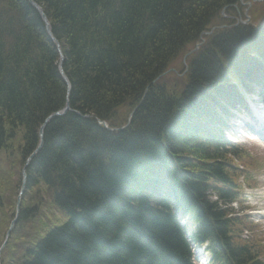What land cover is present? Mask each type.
Wrapping results in <instances>:
<instances>
[{"label":"trees","instance_id":"obj_1","mask_svg":"<svg viewBox=\"0 0 264 264\" xmlns=\"http://www.w3.org/2000/svg\"><path fill=\"white\" fill-rule=\"evenodd\" d=\"M31 1L58 47L27 0H0L1 241L16 168L38 146L46 117L66 103L69 111L45 125L24 168L1 264H188L174 208L193 217L195 241L214 243L224 264H261L260 246L254 235L241 238L247 222L230 206L250 161L207 131L208 102L227 80L263 81L264 19L258 28L214 29L190 53L202 32L229 22L221 14L239 0ZM187 54L180 92L154 82L171 67L183 71L176 61ZM134 108L125 130L96 122L120 128ZM163 187L172 202L158 198Z\"/></svg>","mask_w":264,"mask_h":264},{"label":"rangeland","instance_id":"obj_2","mask_svg":"<svg viewBox=\"0 0 264 264\" xmlns=\"http://www.w3.org/2000/svg\"><path fill=\"white\" fill-rule=\"evenodd\" d=\"M264 0H239L238 4L234 5V9L233 11H227L224 12L223 15H225L227 17L226 21H229L227 23H225L222 26H225L226 28L232 27L234 25L244 23L246 25H251L252 27L258 28L260 26V24L263 22L264 19V6H261L263 4ZM249 4V6L247 5ZM228 12L230 15H228ZM220 27V26H217ZM218 29V28H216ZM202 41H204V39H202ZM203 43V42H202ZM202 44H200L198 46V49H200ZM194 53V52H193ZM183 60H177L176 64H181V66H187V62L186 60L184 61V63L182 64ZM179 62V63H178ZM183 66V71H182V67L181 69H174V72H169L167 74L164 75L163 78H160L158 82H163L165 83V85L168 86V88L174 89L176 92H180L181 89L183 88L184 85V81L182 80V77L186 74V68ZM165 80V82H164ZM135 112V111H134ZM132 118V114H128L127 117L125 118L126 122L123 126H121V128L123 130L126 129V127L129 125L130 121ZM238 144L245 146L247 149L251 150L253 152V154L259 156L257 159L260 161H255L253 163H249V164H245V168L249 171H254L256 169H258L259 167H261L262 165H264V149H262V147H264V144H260L259 141H257L256 139L254 141H251L248 137L247 141L238 140ZM262 160V161H261ZM238 163V162H237ZM239 164V163H238ZM0 167L2 168V170L6 169V165L5 163L2 161L0 163ZM264 167V166H263ZM21 166L16 168V175L14 173L13 177H12V182H16L17 178L19 179L20 176V171H21ZM260 173H263L261 176H259L257 179L259 180L261 187L257 189V191H248L247 192V196L248 197H252L253 195L257 198V202H255V200H250L251 204L254 205V211L262 214L263 218H264V168H262L260 171ZM19 176H18V174ZM18 187L16 189V192L13 191L12 195H9L6 198V210H7V214L8 216L11 218L12 215L14 213V201L16 199V197H18ZM2 215L3 218V214L0 213V216ZM264 220V219H263ZM264 224V223H263ZM24 233H27V230L25 229L23 231ZM39 230H35L33 232H29L27 235L30 234H36L38 233ZM0 236H1V231H0ZM0 241H1V237H0ZM5 264H9L8 258L4 260Z\"/></svg>","mask_w":264,"mask_h":264},{"label":"bare ground","instance_id":"obj_3","mask_svg":"<svg viewBox=\"0 0 264 264\" xmlns=\"http://www.w3.org/2000/svg\"><path fill=\"white\" fill-rule=\"evenodd\" d=\"M221 29H226L225 26H220ZM226 30H229L226 29ZM207 32H202L200 34V39L206 35ZM232 37L231 31H229L228 33L224 34V37L227 39V36ZM50 38V37H49ZM51 39V38H50ZM198 46L199 43L196 44L194 46V49L192 50L193 52L198 50ZM182 61V64L184 63V61L186 60L185 56ZM261 66H264L263 63L260 64ZM184 66V65H183ZM185 68H187L186 66H184ZM186 70V69H185ZM264 70V69H263ZM169 72H174V68H169L168 70H166L163 74H161L154 82H158L160 78H163L165 74L169 73ZM250 76H253L250 75ZM250 79V78H249ZM229 83H227V85L225 87H223L225 89L224 93L221 90V95L217 96L218 97H210V102H208V104H212L214 107H210L212 113H211V121L209 123L208 126V131L207 133L213 131V129L215 128V131H218L222 126H224L226 124V121L228 120V118L230 117L231 112L239 109L242 104H243V95H250L252 92V88L255 84V82H251L249 85L244 86L242 85H237L235 83H231L229 80H227ZM165 82V80H164ZM204 82V81H203ZM248 84V83H247ZM149 84L145 87V89H149ZM230 88V89H228ZM147 92H143V94H146ZM220 100V101H219ZM209 113V112H208ZM210 115V113H209ZM163 184V183H161ZM171 263L172 264H180L177 263L175 261H173L171 259Z\"/></svg>","mask_w":264,"mask_h":264},{"label":"water","instance_id":"obj_4","mask_svg":"<svg viewBox=\"0 0 264 264\" xmlns=\"http://www.w3.org/2000/svg\"><path fill=\"white\" fill-rule=\"evenodd\" d=\"M28 1H29V3L31 4V6H33L34 9H35V10L38 12V14L40 15L42 21L44 22L45 29H46V32H47L48 36L51 38V40H52L55 44H57V42L51 37L50 31H49V29H48V23H47V20H46L45 16L43 15L42 11L40 10V8L38 7V5L35 4V3H34L33 1H31V0H28ZM251 1H254V0H251ZM247 5L249 6V4H247ZM242 24H244V23H242ZM61 60H62V58H60V61H61ZM60 65H61V64H60ZM60 65H59V72H60V75H61L62 79L64 80V82L66 83L67 87H69L68 82H67L66 78L64 77V75H63V73H62V70H61ZM68 111H69V105H68V103H66L65 106H64L60 111L54 112V113H52L51 115H49L48 117H46V119H45V120L43 121V123L40 125L39 130H38V137H39V139H40V142H39L38 146L36 147V149L34 150V152H33V153L27 158V160H30V159L33 157V155H34L35 153H37V152L40 150L41 143H42L41 141H42V137H43V129H44L45 125H46L51 119H53V118H55V117L63 116V115H64L66 112H68ZM98 124H100L101 126H105L104 122H101V121H98ZM24 179H25V177L23 176V181H22V183H21L20 191H19V194H20V195L23 193V190H24V182H25ZM19 202H20V200H19V198H18L17 201H16L15 216H14V218L11 220V222L9 223L8 229H7V231H6L5 235H4L3 242H2V244H1V246H0V253H1V251L4 249V247L6 246V243H7L8 237H9V235H10V232H11V230H12L14 224H15V221H16V219H17L18 212H19Z\"/></svg>","mask_w":264,"mask_h":264}]
</instances>
